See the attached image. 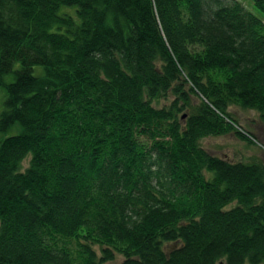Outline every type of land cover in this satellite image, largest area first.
I'll return each instance as SVG.
<instances>
[{"label":"trees","instance_id":"16d2710c","mask_svg":"<svg viewBox=\"0 0 264 264\" xmlns=\"http://www.w3.org/2000/svg\"><path fill=\"white\" fill-rule=\"evenodd\" d=\"M0 93V264H264V155L201 144L264 128L240 0H0Z\"/></svg>","mask_w":264,"mask_h":264},{"label":"rangeland","instance_id":"374dc122","mask_svg":"<svg viewBox=\"0 0 264 264\" xmlns=\"http://www.w3.org/2000/svg\"><path fill=\"white\" fill-rule=\"evenodd\" d=\"M245 8L264 21V12L252 0H240ZM70 12L71 10L68 9ZM36 70L40 71V68ZM1 103V93H0ZM233 115L239 119L244 132L248 131L256 135V143L250 145L248 142L231 134L220 137H207L201 141L202 146L214 155L226 157L232 160H247L250 157L264 155V128L259 122L258 114L254 111L243 110L238 107L231 108ZM249 137V133L247 134ZM252 138V137H251ZM28 164V159L24 166Z\"/></svg>","mask_w":264,"mask_h":264}]
</instances>
